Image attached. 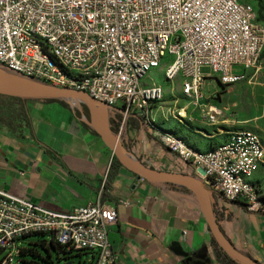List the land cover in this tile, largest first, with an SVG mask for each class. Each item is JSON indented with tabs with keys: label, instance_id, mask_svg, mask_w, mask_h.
<instances>
[{
	"label": "built area",
	"instance_id": "2783aa9c",
	"mask_svg": "<svg viewBox=\"0 0 264 264\" xmlns=\"http://www.w3.org/2000/svg\"><path fill=\"white\" fill-rule=\"evenodd\" d=\"M264 22L248 0H0V63L23 75L86 92L150 124L157 85L140 80L168 54L166 79L180 74V94L201 119L215 124L222 108L200 92L204 78L223 85L255 68L264 84ZM183 107L176 116L184 117ZM182 111V113H181ZM111 114V115H112ZM120 136V132H117ZM161 151L133 153L156 169L201 180L213 195L264 214V194L250 180L264 161V145L249 129L230 131L224 142L200 150L171 130L154 127ZM93 200L65 211L48 209L0 190V264H14L18 238L46 232L72 249H86L90 264H114L107 228L113 206Z\"/></svg>",
	"mask_w": 264,
	"mask_h": 264
},
{
	"label": "crops",
	"instance_id": "0c3cea01",
	"mask_svg": "<svg viewBox=\"0 0 264 264\" xmlns=\"http://www.w3.org/2000/svg\"><path fill=\"white\" fill-rule=\"evenodd\" d=\"M22 107L26 111L25 132L14 135L0 126L1 191L65 211L96 198L103 183L99 200L116 212L115 223L107 228L114 264H219L196 195L170 183L136 181L131 171L113 161L112 150L91 128L82 105L22 100ZM129 117L134 123L126 125L123 145L136 154L149 151L157 155L160 145L144 137L141 122ZM220 123L215 130L187 127L177 131L186 142L204 151L226 140L230 131ZM250 180L264 194V161ZM211 203L231 244L264 264V214L248 211L241 202H227L217 194L212 195ZM176 246L186 254L176 253Z\"/></svg>",
	"mask_w": 264,
	"mask_h": 264
},
{
	"label": "rangeland",
	"instance_id": "374dc122",
	"mask_svg": "<svg viewBox=\"0 0 264 264\" xmlns=\"http://www.w3.org/2000/svg\"><path fill=\"white\" fill-rule=\"evenodd\" d=\"M256 9L257 20L264 22V0H248ZM261 59L264 58V49ZM170 56L166 54L160 63L150 68L144 77L140 80V84L145 86L157 85L161 88V99L152 103L149 121L150 124L143 126L144 137L147 139L151 136V131L154 127H159L165 130L178 132V128L191 129L203 128L207 131L215 130L216 124L205 123L199 113L198 109L184 108V117L176 116V109L184 105L185 100L180 94L181 75L178 73L172 79H166L164 76V69ZM201 95L218 107L222 108V124L227 131H234L239 129H249L255 132L261 139L264 145V84L262 83V75L255 68H248L244 70L243 76L235 83L221 87L214 75L204 78L203 85L200 89ZM217 97V98H216ZM177 102H174V100ZM80 107V105H74ZM22 101L15 98L0 96V126L4 127L7 132L20 135L26 131L27 123L22 114ZM182 113V111H181ZM180 119V122L177 121ZM120 119L115 125V132L124 134L126 125L134 123V118L128 117ZM190 133H192L190 131ZM121 137V136H120ZM157 142V141H156ZM158 143V142H157ZM50 235L48 234H28L18 239V245L26 246L27 244L37 243L41 240L48 242ZM39 252L43 251L38 247ZM71 253L67 257L57 259L53 250H50L51 262L46 264H86L88 254L83 251H76L68 249ZM24 260L34 259L29 255H22L14 258V264H31Z\"/></svg>",
	"mask_w": 264,
	"mask_h": 264
},
{
	"label": "water",
	"instance_id": "95a60500",
	"mask_svg": "<svg viewBox=\"0 0 264 264\" xmlns=\"http://www.w3.org/2000/svg\"><path fill=\"white\" fill-rule=\"evenodd\" d=\"M0 95L16 97L21 100H56L69 106L84 105L89 114L91 128L105 140L118 163L135 175L136 181L143 179L154 183H170L190 190L199 199L210 234L225 255L239 264H260L236 249L225 237L212 210V194L201 180L185 173L148 167L123 145L118 133L114 132L109 124V114L118 108L96 100L84 91L58 87L37 80L1 63ZM175 252L180 255L186 254L177 246Z\"/></svg>",
	"mask_w": 264,
	"mask_h": 264
},
{
	"label": "trees",
	"instance_id": "16d2710c",
	"mask_svg": "<svg viewBox=\"0 0 264 264\" xmlns=\"http://www.w3.org/2000/svg\"><path fill=\"white\" fill-rule=\"evenodd\" d=\"M256 19H257V16H256ZM263 49H264V47H263ZM263 49L261 51V55L260 56H262ZM219 84L221 85L222 88L226 86V85H223L221 83H219ZM0 96H5V95H0ZM6 97H11V96H6ZM11 98H15L17 100L22 101L21 99L16 98V97H11ZM60 102H62V101H60ZM62 103H64V102H62ZM82 107L86 111V108L83 105H82ZM21 108H22L23 117L25 118V121H26V111H25V109L23 107H21ZM110 122H111V120H110ZM26 123H27V121H26ZM115 125H117V124L114 123L113 124L114 127L113 126L111 127V129L113 131L115 129ZM174 133L177 134L176 132H174ZM180 137L184 140V136H181L180 135ZM186 143L189 144V145H191V146H193V147H195L194 145H192V144H190L188 142H186ZM113 161L118 164V162L114 158V156H113ZM171 185H173V184H171ZM173 186H176V187H178V188H180L182 190L191 192L190 190H188L187 188H185L183 186H180V185H173ZM215 218H216V220H218V216L215 215ZM219 227H220V225H219ZM220 229H221V227H220ZM221 231H222V229H221ZM33 233H37V234H48L46 232H31V233H28V234H33ZM28 234H24L21 237H23L25 235H28ZM48 235H50V234H48ZM21 237H19L18 239H20ZM211 244H212V247L214 249L215 257L217 258L219 264H239L238 262H236V261L230 259L228 256H226L225 253L221 250V248L218 247V245L214 242L213 238H211ZM38 247H40L42 249V251H43L42 254L39 252ZM69 248L70 247H68V246H66L64 244L58 243L50 235V239H49L48 242H45V241L41 240V241H39L37 243L27 244L26 246H20L19 245L17 257H20L22 255H29L30 257L35 258V260L34 259H30V260L21 259V261H25V262H28V263H31V264H46L48 262H51L50 250H53V252H54V254H55V256H56L57 259H61V258L67 257V255H69L71 253L70 251H68ZM70 249H72V248H70ZM72 250L83 251L86 254H89V252L86 249H72ZM82 264H85L84 261L82 262ZM86 264H90V263L89 262H86Z\"/></svg>",
	"mask_w": 264,
	"mask_h": 264
},
{
	"label": "flooded vegetation",
	"instance_id": "af4514ba",
	"mask_svg": "<svg viewBox=\"0 0 264 264\" xmlns=\"http://www.w3.org/2000/svg\"><path fill=\"white\" fill-rule=\"evenodd\" d=\"M122 118L120 112H114L111 116H110V127L113 126L114 123H117L120 119ZM123 119V118H122ZM114 127V126H113Z\"/></svg>",
	"mask_w": 264,
	"mask_h": 264
}]
</instances>
